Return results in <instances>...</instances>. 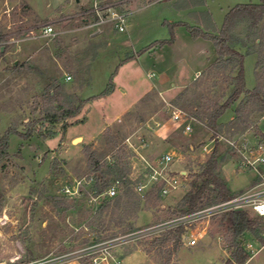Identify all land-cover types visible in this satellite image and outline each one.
<instances>
[{
    "label": "rangeland",
    "instance_id": "obj_1",
    "mask_svg": "<svg viewBox=\"0 0 264 264\" xmlns=\"http://www.w3.org/2000/svg\"><path fill=\"white\" fill-rule=\"evenodd\" d=\"M170 1L176 0H97L102 7L112 6L128 13L126 29L118 31L111 25L87 26L95 19L88 11L93 0H0V135L7 128L20 133L32 130L25 139L11 134L8 154L0 158V264H26L32 260L72 255L123 229L108 224V216L104 224L93 219L97 208L91 206L84 196L62 195L64 184L90 175L88 151L95 152L100 162L110 163L115 151L113 142L122 146L128 154L132 177L144 171L147 164L154 165L158 156L166 153L173 156L168 168L179 179L180 185L167 195L159 193V200L151 205L159 185L149 182L139 195L144 197L148 192L150 199L149 202L141 200L137 218L133 220L134 229L169 220L178 200L190 188L191 182L197 180L202 165L216 145L213 131L196 118L199 123L191 122V131L184 132L179 122L170 119L168 103L192 116L199 103L223 101L232 88L225 76L230 73L231 66L217 74H207L206 68L215 60L211 56L209 65L196 79H185L189 76V67L182 61L171 60L172 57L178 55L176 58L179 59L182 50L192 54L204 46L216 53L210 41L193 38L184 25L175 26L177 28L167 25L166 19L174 17L173 10L168 7ZM258 1L203 0L191 13L185 10L180 18L185 20L182 23L204 31L207 29L197 21L202 19L203 25L210 22L217 26V30L207 32L217 33L230 8ZM176 3L178 6L182 0ZM45 24H52L56 31L54 36H38L40 27ZM245 25V22L237 25L236 34L243 35ZM98 29L100 31L96 33ZM263 31L264 20L253 30L248 41L251 53L243 59L245 86L249 89L256 83V60L264 55V46L256 44ZM172 34L174 38L176 36L175 56L168 50H159V43L155 41L167 39ZM254 39L256 43H253ZM144 45L155 46V51L137 58ZM237 49L243 53L246 51V47ZM201 57L189 59L195 64ZM161 72L172 77L170 81L178 86L170 89L166 82L164 87H152L134 105L131 104ZM66 76L70 78L66 79ZM51 78L64 86L62 94L68 99L73 95L83 99L93 95L88 97L82 111L66 119L65 123L51 124L43 117L42 95ZM110 80L121 85L126 93L115 91L110 98L99 96ZM127 105L131 108L105 126L91 141H82L79 136L72 141L65 139V131L69 134L88 128L97 132L102 115L111 119ZM232 110L228 109L219 118L223 130L217 137V171L237 194L248 189L255 176L241 165L240 154L227 140L234 139L237 146L264 142V112L251 114L249 127L229 137L225 129L234 116ZM154 121L167 124L169 133L160 135V128ZM48 130L53 135L44 138L41 134ZM50 196L69 200L70 207L55 206ZM244 211L257 216L250 210ZM216 216L219 215L209 219H185L190 224L186 230L193 231V236L189 233L188 238L195 237L197 241L194 246L184 248L185 243L181 240L178 251L167 264H224L229 250ZM91 220L93 224L90 226ZM259 221L264 228V217ZM154 236L156 234L117 240L109 245V254L121 258L138 251L130 255V261L140 263L142 259L141 264H165L166 252L156 248L146 250L147 243ZM260 245L251 235H244L243 247L250 256L244 264H264V247ZM83 254L55 264H88L89 260L84 259ZM92 256L100 257L102 253L97 248Z\"/></svg>",
    "mask_w": 264,
    "mask_h": 264
},
{
    "label": "trees",
    "instance_id": "obj_2",
    "mask_svg": "<svg viewBox=\"0 0 264 264\" xmlns=\"http://www.w3.org/2000/svg\"><path fill=\"white\" fill-rule=\"evenodd\" d=\"M263 20L264 0H259L257 3H241L230 8L226 12L217 33L204 31L188 23L166 22L171 27L184 25L193 38L200 37L210 41L213 44L216 58L206 68L205 73L211 74L215 72L217 74L227 66H231L230 73L225 74V76L230 80L232 85L230 92H228L223 101H204L194 107L192 116L201 119L207 128L213 131L212 137H215L216 145L202 165L200 173L197 175V180L191 182L190 188L178 200L170 219L227 200L234 195V192L230 190L222 174L217 171V164L219 162L217 134L223 130V124L219 122V118L228 109L233 108L234 116L226 124L225 129V132L230 137L249 127V117L251 114L254 112H264V55L258 56L256 60V83L251 89L245 86L243 70L244 56L251 53L248 41L253 34V30ZM243 22L246 23L244 34H236L237 25ZM173 40L174 35L172 34L169 38L156 40V42L162 46L164 44H171ZM253 43H256L255 39ZM256 44L264 46V31L259 38V42ZM150 46H147L142 51ZM237 47H246V51L243 53ZM233 70L235 71L234 74ZM113 87V82L110 80L99 95L108 94L113 90ZM63 88L64 86L60 82L51 78L42 95L43 117L51 124L59 121H64L65 123L66 119L76 116L81 111L84 103L89 100V98L83 99L76 95L68 99L62 94ZM176 99L175 101L177 102ZM63 125L64 127L66 126V124ZM31 133V129L20 133L7 128L0 135V158L8 154V140L11 134L25 139ZM41 135L44 138H49L52 137L53 132L48 130V132H42ZM113 146L115 147V151L111 156L110 163L100 162L99 157L93 151H88L86 154L88 168L90 169L89 176L93 178L90 185L92 193L95 195L102 193L114 179L120 182L119 190L115 196L111 198L104 197L100 200L93 218H97L99 223L104 224L106 221L105 217L108 216V224H114L116 227L123 228L120 232L110 233L104 239L134 230L133 220L137 218L141 200L144 199L149 202L150 199V193L146 192V195L143 197V195H139L134 191L132 180L129 177L130 162L128 154L122 146H117L115 142H113ZM156 188L151 205H154V202L159 200L160 185ZM50 199H52L55 206L64 205L66 208L70 207V204H68L69 200L65 198L50 196ZM218 215L215 218L219 217L220 230L223 231L222 238L226 248L229 250V256L224 264H244L250 257L243 247L245 234L251 235L254 240L264 245V228L259 221L260 217L250 216L244 210L227 211ZM88 224L91 226L93 220ZM184 230L183 226H176L162 231L147 243L146 250L152 248L161 249L166 252L165 264L169 263L171 257L178 251L181 245V236ZM88 264L91 263L89 262Z\"/></svg>",
    "mask_w": 264,
    "mask_h": 264
},
{
    "label": "built area",
    "instance_id": "obj_3",
    "mask_svg": "<svg viewBox=\"0 0 264 264\" xmlns=\"http://www.w3.org/2000/svg\"><path fill=\"white\" fill-rule=\"evenodd\" d=\"M88 11L93 13L95 19L87 26L97 27L102 25H111L118 31H124L127 27L128 13L125 11L117 10L112 6L102 7L97 2V0H93ZM55 33L56 31L54 30L52 24H45L40 27V33L38 36H54ZM149 76H152V74ZM69 78L70 76H66V79ZM168 105L170 119L174 122H179L184 132H190L192 129L191 122H198V120L194 116H190L174 105L170 103H168ZM154 123L155 126H158L161 122L154 121ZM217 137H219V134H217ZM128 140L129 136L126 138L127 143L129 142ZM227 143L240 154L241 165L250 170L255 176L254 183L248 189L234 194L227 200L220 201L183 216L171 218L163 223H158L146 228L134 229L127 233L104 239L96 245H90L86 248V250L80 252L78 250V252L75 253L73 252L72 255L64 254L42 260H32L26 264H55L61 260L67 261V259L72 260L77 257L79 258L84 252V259H88L91 264H120V257L115 258L114 256L110 255L108 251V247L111 246V243H115L117 240L137 237L140 238L150 234L158 235L166 229H171L176 226H183L185 230L181 236V240L186 245L193 246L196 243L197 238H188L189 233L191 236H193V231L189 230L188 232V230H186L190 224L188 225L185 219L196 220L197 218L201 217L209 219V217L233 210H250L255 215L264 217V142H258L254 146H251L247 143H242L240 146H237L234 139H228ZM142 145L143 143H141V146ZM204 149L206 150V148ZM172 161L173 156L166 153L162 156H158L154 162V165L147 164V168H145V170L140 172L137 176L132 177L131 172L129 177L132 180L134 191L138 194L142 193L149 185V182L158 183V185H160L159 193L161 196L167 195L176 189L180 185L179 179L175 174H172V170L168 168ZM92 180L93 178L91 176L86 178H75L73 183H66L61 187L62 195L68 197L84 196L91 206L97 208L102 198H111L115 196L119 190L120 182L119 180L114 179L102 193L95 195L90 191ZM97 248L102 253V256L100 257L92 256L93 253H95V249Z\"/></svg>",
    "mask_w": 264,
    "mask_h": 264
},
{
    "label": "crops",
    "instance_id": "obj_4",
    "mask_svg": "<svg viewBox=\"0 0 264 264\" xmlns=\"http://www.w3.org/2000/svg\"><path fill=\"white\" fill-rule=\"evenodd\" d=\"M78 1V0H77ZM176 1H179V0H176ZM176 1L174 2H168L170 5H168V7H169V9L171 10H173V14L174 15H172V16H174L173 17V19L172 20H169V19H166L167 20V22H169V23H174V22H185V20L184 19H181L182 17L180 16L181 14H183L184 13V11L185 10H190V13H191V11L197 6V3H201V2H203V0H182V3H179V5L178 6H176ZM194 11V10H193ZM204 12L206 13L205 15L207 16V14H208V12L204 9ZM181 17V18H180ZM200 21H197V24L198 25H201L202 27H204L205 29H207V30H210V31H213V32H215L216 30H217V26L216 25H213V24H211L210 22L209 23H207V21H206V25H203V24H205L204 23V21H202V19H199ZM175 28H177V27H175ZM206 30V31H207ZM100 30L98 29V30H96L95 32H99ZM96 34V33H95ZM163 39H166V38H163ZM175 40H173V42L171 43V44H166V45H162V46H160L159 45V47H157L159 50H168V52L170 51V53L171 54H177L176 52H173V51H175V43H176V36H175V38H174ZM156 40H159V39H155V41ZM150 44V43H149ZM145 46L147 47V45H144V47L143 48H145ZM155 46H153V47H148L147 49H145L144 51H142V53L141 54H137V58H140V57H142L143 55H146V54H153V52L155 51L154 48ZM143 50V49H142ZM181 52V51H180ZM179 52V53H180ZM175 54L174 55H172V56H175ZM180 56H181V58H176V56H178V55H176L175 57H172V59L171 60H176V61H182V62H184L185 63V65L187 66V67H189L187 70L189 71V76L187 77V78H185V79H190V81H193L194 79H196L197 78V76H198V74H199V72L203 69V68H205L207 65H209V58L212 56V59H215V56H216V54H213V52L212 51H210V49H209V47L208 48H205V46H204V48H202L201 49V47L200 48H198V50H195V52H193L192 54L189 52V51H183L182 50V52L179 54ZM200 56H202L201 57V59L199 60V62H197V63H195V64H193V63H191L190 61L192 60V59H189V58H192V57H194L193 59L194 60H196L198 57H200ZM184 60H186V62L184 61ZM194 60H192V61H194ZM211 61V60H210ZM152 74V73H151ZM150 75V74H149ZM172 77H170V76H168V75H165V73H158V76H157V79L154 81V82H152L145 90H143V92L140 94V95H138V96H136L133 100H132V102H131V104H135L138 100H139V98L143 95V94H145V93H147V92H149L151 89H152V87H164L165 86V84H166V82H168L169 83V85H170V89H174L175 87H177L178 85H176L175 84V82L174 81H170V79H171ZM113 85H114V87H113V90L112 91H110L108 94H106V95H103V97H108V98H110L114 93H115V91H117V92H119V93H123V94H125L126 93V90L121 86V85H119V84H115V83H113ZM91 96H93V95H88L87 97H85V98H88V97H91ZM100 96V95H99ZM95 98V97H94ZM93 99V98H92ZM89 101V100H88ZM130 105H127V106H124L121 110H120V112L119 113H117L116 115H114V117H112L111 119H106V117H105V115H102V117H101V123H100V125H99V128H97L96 130H97V132H93V131H90L88 128H82V129H80V130H76V131H74V132H70L69 134H66V131H65V139H68V140H70V141H72L73 140V138L75 137V136H79L80 137V139H82V141H91L92 139H94V137L97 135V133L98 132H100L101 133V131L104 129V127L105 126H107V125H109L112 121H115V120H117L118 119V117L123 113V112H125V111H127L128 109H130L131 108V106L129 107ZM83 108V107H82ZM81 111H82V109H81ZM82 121H84V120H82ZM81 121V122H82ZM157 128H160L159 130H158V133L160 134V135H167L168 133H169V131H170V127L167 125V124H163L162 122L157 126ZM66 142V141H65ZM225 180H226V178H224ZM226 182H227V184H228V186H229V188H230V190L231 191H233L232 189H231V187H230V184H229V182L226 180ZM234 192V191H233ZM194 246V245H193ZM183 247L185 248V247H187V245L186 244H183ZM189 247H191V246H189ZM260 247H264V246H261L260 245ZM135 252H137L138 253V251H133V252H131V253H129V254H127V255H125L124 257H121L120 258V264H122V261H124L125 262V264H129V262L130 263H133V264H141L142 263V259H140V263L138 262V263H136V262H134L133 260L132 261H130V255H132V254H134ZM135 258H137V256L135 257ZM138 259V258H137Z\"/></svg>",
    "mask_w": 264,
    "mask_h": 264
},
{
    "label": "water",
    "instance_id": "obj_5",
    "mask_svg": "<svg viewBox=\"0 0 264 264\" xmlns=\"http://www.w3.org/2000/svg\"><path fill=\"white\" fill-rule=\"evenodd\" d=\"M97 33V32H96Z\"/></svg>",
    "mask_w": 264,
    "mask_h": 264
}]
</instances>
